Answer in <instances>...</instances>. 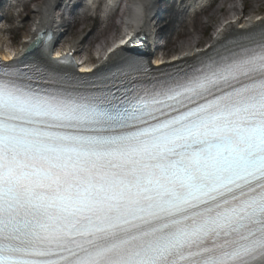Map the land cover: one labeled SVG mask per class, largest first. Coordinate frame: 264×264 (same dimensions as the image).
I'll return each mask as SVG.
<instances>
[{"label":"snow or ice","instance_id":"1","mask_svg":"<svg viewBox=\"0 0 264 264\" xmlns=\"http://www.w3.org/2000/svg\"><path fill=\"white\" fill-rule=\"evenodd\" d=\"M99 71L0 64V264H264V31Z\"/></svg>","mask_w":264,"mask_h":264},{"label":"bare ground","instance_id":"2","mask_svg":"<svg viewBox=\"0 0 264 264\" xmlns=\"http://www.w3.org/2000/svg\"><path fill=\"white\" fill-rule=\"evenodd\" d=\"M3 1L4 0H0V11H3L4 15L1 16L0 20H3L5 22H10L11 20H13L14 13H16L18 18H21V10H17L19 8L27 10L29 6L28 4H24L22 0H14L15 4L9 6H5L3 4ZM70 1L72 0H68V3H70ZM223 1L221 2V0H214L208 9L204 8L199 12H195L193 15L187 14L184 4H180L177 12H179L182 16L180 19L182 30L179 34L183 36V40L180 42L173 41L172 43H170L171 45L169 46L170 48L168 51L175 52L174 55L170 58L167 57L168 51L160 52V57L151 64L152 68L160 69L184 61L190 62L196 57L200 56L203 52L207 51L208 48L220 43V41H218L219 37H230L237 35L238 28L249 27L254 30L264 28V13L261 17H243L237 25H233V21L235 19L241 18V11L239 12L235 6H232L229 9L230 12L233 13V17L230 18V21L225 22V24L221 25V30L218 33H214L215 36L210 39V42L208 43V47L206 49H199V45L201 44V36H204L209 28V23H204L201 20V16L207 10L211 9V17L212 20H214L216 14H221L226 9V2ZM242 1L246 5V1ZM64 2L65 0H40L36 4L37 11L32 12V14H34L33 18L26 17L24 19L23 24H26V21H28V19L30 20V29L15 48H13L12 46H7L5 49H3L2 47L3 36L8 35L10 32H13L15 30L0 28V60L3 62H11L12 60L23 57V55L27 52L31 53V55H39L38 57H40V59H42L45 63H49L52 59H54L55 57L53 56V52H49L50 54H42L39 48V44L34 45L33 41L36 39L38 34L41 36L44 33H50L52 37L50 44L51 49H62L56 48V46L58 47V44H60L61 40L69 33L71 26L70 22L63 20L60 14L61 6ZM151 2L152 0H137L135 4L128 6L130 9L142 8L144 10L146 9L150 11ZM254 4L257 5L255 2ZM76 7L71 10L70 14H73V10L77 9ZM254 9L256 10H254L252 14L260 11L259 6H256ZM242 12L244 11L242 10ZM136 13L128 18V24L133 30L145 29L147 26L146 22H142L136 15ZM122 15V10L121 8H119L114 13L108 15L106 20H102L99 18L96 19V23L98 24L99 28L89 31V34L80 41L73 40L72 42H69L67 45L68 47L64 50V52L68 53V51L74 49L78 51L77 55L81 56L80 52L83 51V55H85L86 59L85 63L89 62L93 65L98 64L103 57H106V52L109 49H107L108 45L117 40L119 36V33L117 34V32L121 30L123 23L119 25L117 21L118 19L119 21L123 20ZM88 17L89 16L87 15V12L77 14V20L79 21H85ZM154 17H156V13H154ZM92 39H94L97 43V47L95 48L94 53L84 48L79 51L80 46L88 45L89 43H91ZM8 50H11V53L8 52ZM96 53L100 55L97 59L95 58V56H93Z\"/></svg>","mask_w":264,"mask_h":264},{"label":"rangeland","instance_id":"3","mask_svg":"<svg viewBox=\"0 0 264 264\" xmlns=\"http://www.w3.org/2000/svg\"><path fill=\"white\" fill-rule=\"evenodd\" d=\"M40 0H34L32 4L29 5V8L22 13L21 18L14 17L13 20L10 22H4L0 20V28L2 29H11L15 30L13 32H10L8 35L3 36V49H5L7 46H12L16 47L20 40L26 35V33L30 29V20L26 21V24H23V21L26 17L33 18L34 14H32L33 11H36V4ZM223 0H221L222 2ZM246 5L242 0H224L223 2H226V9L224 12L221 14H216V17L214 20H212L211 14L212 11L211 9L207 10L202 16L201 20L205 23H209V28L207 32L205 33L204 36H201V44L199 45V48H203L208 45L210 42V39L212 38L215 30L226 20L230 19L232 16V12H230V8L232 6H235L237 10L242 12L244 11V14L246 17H253V16H262L264 13V0H245ZM220 2V1H219ZM254 2L257 4L255 5ZM220 4V3H219ZM157 11L160 12L159 10H165V13L160 14V17H166L167 21L163 23V27L160 30V36H161V44H164L166 48L163 50V52H167L169 50V46L171 45L173 41L180 42L183 40V36H181L179 33L182 30V26L180 24V19H181V14L175 10H173L172 5H169L168 7L166 6H160L159 3L157 5ZM256 6L260 7V11H258L255 14H252V12L256 9H254ZM85 9L83 8H78L73 10V14L69 16V21H73V27L70 31V34L65 36L60 44H58V47H64L66 44L73 40H81L85 38L88 34L89 31L91 30H96L98 27V24L96 23V20L93 21L94 16L92 15L93 19H86L85 21L82 20H77V14L82 13ZM188 11V10H187ZM186 11V12H187ZM16 13H14L15 15ZM187 14H189L187 12ZM4 15V12L0 11V17ZM118 24L121 25V22L118 19ZM101 28V27H100ZM120 31V30H119ZM117 32V34L119 33ZM57 47V46H56ZM81 49H87L88 51L94 53L95 48L97 47V43L94 39L91 40V43L88 45H82L80 46ZM174 51H168L167 57L170 58L171 56L174 55ZM84 56V55H83ZM160 57V55L158 56Z\"/></svg>","mask_w":264,"mask_h":264}]
</instances>
